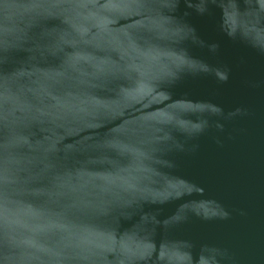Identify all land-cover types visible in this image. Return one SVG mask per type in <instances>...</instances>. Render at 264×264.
Here are the masks:
<instances>
[{
	"label": "water",
	"instance_id": "1",
	"mask_svg": "<svg viewBox=\"0 0 264 264\" xmlns=\"http://www.w3.org/2000/svg\"><path fill=\"white\" fill-rule=\"evenodd\" d=\"M0 264H264V0H0Z\"/></svg>",
	"mask_w": 264,
	"mask_h": 264
}]
</instances>
